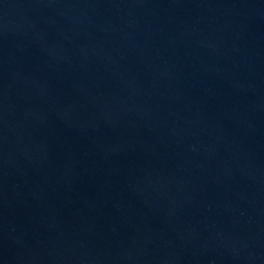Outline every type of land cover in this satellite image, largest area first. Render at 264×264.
<instances>
[{
  "label": "water",
  "instance_id": "95a60500",
  "mask_svg": "<svg viewBox=\"0 0 264 264\" xmlns=\"http://www.w3.org/2000/svg\"><path fill=\"white\" fill-rule=\"evenodd\" d=\"M0 264H264V0H0Z\"/></svg>",
  "mask_w": 264,
  "mask_h": 264
}]
</instances>
